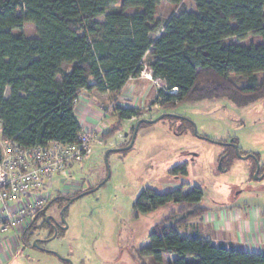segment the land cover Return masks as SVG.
Segmentation results:
<instances>
[{
  "label": "trees",
  "instance_id": "obj_1",
  "mask_svg": "<svg viewBox=\"0 0 264 264\" xmlns=\"http://www.w3.org/2000/svg\"><path fill=\"white\" fill-rule=\"evenodd\" d=\"M162 1L0 0L3 138L24 148L76 143L81 127L75 102L93 91L116 97L131 79L140 77L147 56L153 78L163 80L166 90H176L174 94L159 91L157 104L163 109L215 99L247 106L264 99V0H197L196 12L182 6L153 41ZM114 5L119 6L113 10ZM25 24L35 26L33 38L24 36ZM248 37L261 43L241 44ZM233 38L238 42H231ZM64 66L71 68L65 71ZM231 75L245 78V86H236ZM7 89L11 93L8 99ZM114 109L119 122L142 116L135 108ZM114 127L105 130L101 140L114 139L123 131ZM133 132L132 125L130 136ZM130 143L131 137L122 145ZM229 157L226 152L224 166ZM254 167L256 171V164ZM171 173L173 177L187 176V169L176 167ZM61 197L62 192L55 193L31 221L44 219L41 229H46L47 209ZM203 198L200 188L186 195L183 188L162 194L150 189L142 192L136 203L141 213L167 204L184 205L188 210L175 223H171L172 212L155 225L142 256L151 257L153 264H165V256H176L169 264H264V253L214 245L199 235L185 237L179 232L190 219L204 214L206 210L199 206ZM33 225L24 230V236L36 227ZM32 235L29 233L28 240Z\"/></svg>",
  "mask_w": 264,
  "mask_h": 264
},
{
  "label": "rangeland",
  "instance_id": "obj_2",
  "mask_svg": "<svg viewBox=\"0 0 264 264\" xmlns=\"http://www.w3.org/2000/svg\"><path fill=\"white\" fill-rule=\"evenodd\" d=\"M196 2L182 0L180 5H174L163 0L158 8L152 40L162 35L165 23L182 6L189 12H196ZM118 6L114 5L112 9ZM22 32L25 37L33 38L36 28L32 24H25ZM231 42L238 41L233 38ZM259 43L260 39L248 37L241 44L249 47ZM150 63L147 56L140 77L129 83L131 100L127 107L141 112V119L156 120L163 115L171 116L154 124L142 125L133 147L123 152L109 153L107 164L106 154L109 150L116 149L118 145V148L129 146L122 145L126 141L119 140L121 133L128 134L130 138L132 125L141 119L119 122L112 106L115 97L110 95L101 101L98 99V108L103 107L106 114L103 120L106 130L115 126V131L121 128L123 131L115 134L111 140H101L100 134L98 140L102 145L95 141L88 159L75 165L71 175L55 181L54 190L57 193L60 188L70 190L69 187L75 185L85 192L102 184L97 191L76 200L68 208L65 213L68 229L46 244L48 250L55 251L59 256L70 257L72 264H153L151 257L142 256L141 253L150 246V232L170 213H174L171 223H175L188 215V210L184 205L167 204L148 213L139 212L136 209L137 200L148 189L162 194L189 186L191 190L200 188L204 193L203 204L212 209L215 215L219 208L237 204L259 210L264 216V177L256 179L255 159L239 158L235 150L228 146L234 142L243 158L258 155L263 176L264 99L247 106L236 105L228 99H215L163 109L157 104L159 91L174 94V90H166V83H156L155 78L152 81L146 78L150 73ZM70 68L64 66L65 71ZM230 79L238 87L245 86V78L231 75ZM205 86L204 83L201 85L203 88ZM96 96L92 97L96 99ZM184 122L191 126L185 124L184 127ZM113 141L114 146L109 147ZM226 152L230 154V159L225 160L224 166ZM231 154H235V157ZM176 167H185L187 176L173 177L171 172ZM81 191L70 190L64 194L71 197L83 194ZM183 194L188 193L183 191ZM59 207L61 205L54 206L49 213L57 216ZM37 222L23 224L18 237L11 242L13 232L4 237L7 239L1 243L3 248L0 247V259L4 263L0 261V264H61L49 253L25 249L21 240L30 246L33 239L49 236L45 229H41L44 219ZM197 222L198 219L194 221L196 225ZM32 224L36 227H32L24 236V230H28L26 228ZM179 232L185 237L195 236L189 227L179 229ZM29 233H33L30 240ZM170 260L171 257L166 256L164 263L169 264Z\"/></svg>",
  "mask_w": 264,
  "mask_h": 264
},
{
  "label": "built area",
  "instance_id": "obj_3",
  "mask_svg": "<svg viewBox=\"0 0 264 264\" xmlns=\"http://www.w3.org/2000/svg\"><path fill=\"white\" fill-rule=\"evenodd\" d=\"M146 78L153 80L151 71ZM155 82L165 83L160 79ZM130 91L128 84L114 98L112 106L127 107L131 100ZM75 112L80 120L81 133L72 145L50 143L46 147L24 148L3 138L0 119V245L7 239L5 236L30 222L46 206L56 178L71 175L75 165L85 162L95 141L102 145L98 136L107 129L103 122L106 117L103 107L86 110L81 102L76 101ZM118 138L126 141L123 133ZM110 146H114V141L109 143ZM69 188L74 192L82 190L78 185ZM70 190L64 189L62 193Z\"/></svg>",
  "mask_w": 264,
  "mask_h": 264
},
{
  "label": "crops",
  "instance_id": "obj_4",
  "mask_svg": "<svg viewBox=\"0 0 264 264\" xmlns=\"http://www.w3.org/2000/svg\"><path fill=\"white\" fill-rule=\"evenodd\" d=\"M10 94V89H7L5 97L8 99ZM94 95H98L96 96V99L92 97ZM105 97H108V95H101L96 91H93L91 93H84L80 99V102L82 101L81 105L86 110L89 107H93L95 110H97L100 104H98L96 101L98 99L101 101V99ZM127 138H129V135L126 137V139ZM54 189L55 186L51 193H49L50 198H52L51 196L57 193L55 192L56 189ZM59 190V192H62L61 188ZM190 190V186L186 187L185 189L183 188L185 193H189ZM199 206H202L206 210L204 214L192 218L188 224L184 226L192 229L195 232V235H199L207 240H211L214 245L222 244L227 247L232 246L235 249L249 253H264V216L261 211L252 209L250 207H241L237 204H232L231 206H226L225 208H219L217 210L218 214L215 215L212 213V209L203 204V200ZM196 219H198L197 225L195 224L196 222L194 223ZM262 223L263 225H261ZM184 227H180L179 229ZM19 232L21 231H13L10 242L18 237ZM0 247L3 248V245L1 244ZM171 259V262L174 261L176 256H172ZM0 261L4 263L2 259H0Z\"/></svg>",
  "mask_w": 264,
  "mask_h": 264
},
{
  "label": "flooded vegetation",
  "instance_id": "obj_5",
  "mask_svg": "<svg viewBox=\"0 0 264 264\" xmlns=\"http://www.w3.org/2000/svg\"><path fill=\"white\" fill-rule=\"evenodd\" d=\"M231 148H233V147H231ZM260 170H261V167L259 169V174H260ZM258 176H261V175H258ZM91 190H93V189H91ZM91 190H89V191H91ZM89 191H85V192H89ZM81 192H83V191H81ZM85 192H83V193H85ZM65 196H66V194H63V198L61 199V201L59 203H56V205H54V206H57V205L60 206L61 205V207H59V211H58L57 216L49 213V212H52L54 206H51L50 208L47 209V212H46L47 227L45 230L48 232L49 236H47L46 238H35V239H33L31 245L30 246L26 245L25 249H36L39 251H43V252H46V253H49V254L55 256L61 262V264H71L72 260L70 257L59 256L55 251L48 250L46 247V244L48 242H50V241L56 239L57 237L61 236L68 229V225H67L66 220H65V213L68 210V208L75 202L74 201L71 203V200L76 198L77 196H79V194L71 196V197H69V196L65 197ZM34 243H36V244L34 245Z\"/></svg>",
  "mask_w": 264,
  "mask_h": 264
},
{
  "label": "water",
  "instance_id": "obj_6",
  "mask_svg": "<svg viewBox=\"0 0 264 264\" xmlns=\"http://www.w3.org/2000/svg\"><path fill=\"white\" fill-rule=\"evenodd\" d=\"M166 116H171V115H163V116L159 117V118L156 119V120H149V119H141V120H139V121L133 126V128H134V132H133V134H132V136H131V143H130V145H129L128 147H125V148H116V149H111V150H109V151L107 152V154H106V163H107V156L109 155V153H111V152H114V153H115V152H123V151L129 150V149H131V148L133 147V145H134V143H135V140H136V137H137V134H138V131H139V128H140V126H141L143 123H145V124H154V123L159 122L160 120H162V119L165 118ZM181 119H183V118H181ZM127 136H128V134H126V137H127ZM228 146L234 148V150H235L236 154L239 156V158H242V159L254 158L255 161H256V164H257V171H256V174H255V175H256V179L261 180V179L264 177V174H263V176H258V175H259L260 164H259V161H258L254 156L251 155V156H246V157L243 158V157L239 154L238 147H237L234 143H231V144H229ZM107 164H108V163H107ZM101 186H102V184L99 185L98 187H96L95 189L89 191V192H85V193H83V194H80V195L77 196L76 198L72 199V200H71V203L74 202V201H76V200L81 199L82 197H84V196L87 195V194H90V193H93V192L97 191ZM35 244H36V243H34V245H35ZM71 264H72V262H71Z\"/></svg>",
  "mask_w": 264,
  "mask_h": 264
},
{
  "label": "bare ground",
  "instance_id": "obj_7",
  "mask_svg": "<svg viewBox=\"0 0 264 264\" xmlns=\"http://www.w3.org/2000/svg\"><path fill=\"white\" fill-rule=\"evenodd\" d=\"M173 93H176V91H174Z\"/></svg>",
  "mask_w": 264,
  "mask_h": 264
}]
</instances>
